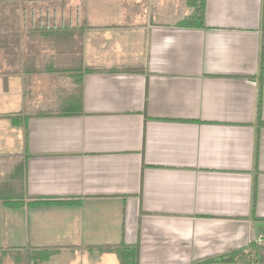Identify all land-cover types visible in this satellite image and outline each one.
<instances>
[{
  "label": "crops",
  "instance_id": "1",
  "mask_svg": "<svg viewBox=\"0 0 264 264\" xmlns=\"http://www.w3.org/2000/svg\"><path fill=\"white\" fill-rule=\"evenodd\" d=\"M199 1L59 0L0 48V253L189 264L264 233V0Z\"/></svg>",
  "mask_w": 264,
  "mask_h": 264
},
{
  "label": "trees",
  "instance_id": "2",
  "mask_svg": "<svg viewBox=\"0 0 264 264\" xmlns=\"http://www.w3.org/2000/svg\"><path fill=\"white\" fill-rule=\"evenodd\" d=\"M36 8L38 9L37 0H0V48L13 46L17 43L19 24L21 23V27H25L26 16L29 15L32 18ZM36 22L39 23V19ZM179 23L184 26H201L203 24L202 3H199V6L194 8L191 13L185 15ZM30 25L33 27L31 20ZM36 28L39 29V25L32 29L35 30ZM16 167L14 170H16ZM23 186L22 173L16 175L15 171H13L12 175L7 179L0 181V198L19 199L23 197ZM103 250L114 253L119 264H138L137 244L127 245L119 243L107 245ZM31 252L34 253V251ZM45 256L42 255L41 259ZM36 258H39V256ZM20 264H22V260ZM189 264H264V247L256 246L253 243L249 245V249H237L226 253L214 254L192 260Z\"/></svg>",
  "mask_w": 264,
  "mask_h": 264
},
{
  "label": "rangeland",
  "instance_id": "3",
  "mask_svg": "<svg viewBox=\"0 0 264 264\" xmlns=\"http://www.w3.org/2000/svg\"><path fill=\"white\" fill-rule=\"evenodd\" d=\"M176 1L177 2H176L175 7L178 8V12H179L180 9L185 7V5H186L185 0H181L182 3L180 2V0H176ZM199 2H200L199 0H195V3H194L195 8L199 6ZM188 6L190 7V6H192V4H188L187 7ZM37 7H38V9L37 8L35 9V12H34L32 18L29 17L28 15L26 16V21L24 24L27 27H31L30 20L32 21L33 27L38 26V23L36 21L39 19V14L43 15L45 12H47V15H49L48 21H49V25H51L50 15H51L52 11L56 10L58 14L60 11L59 0H37ZM44 18L45 17H43V19ZM74 28H76V27H74ZM77 34H78V32H75V38L74 39L76 40L75 44H77V48H78V46L80 44V38ZM43 44L49 45L52 43L45 42ZM77 55H78V50H76V53L74 56L77 57ZM31 247H27L26 249H29ZM34 253L39 254L38 252H34ZM34 253L33 252H27V251L20 252V251H13V250H10L9 252L7 251L5 253H0V264H20L21 260H22V264H35L36 254H34ZM43 259H46V256Z\"/></svg>",
  "mask_w": 264,
  "mask_h": 264
},
{
  "label": "built area",
  "instance_id": "4",
  "mask_svg": "<svg viewBox=\"0 0 264 264\" xmlns=\"http://www.w3.org/2000/svg\"><path fill=\"white\" fill-rule=\"evenodd\" d=\"M253 243L256 246H260V247H264V233L257 235L254 239H253Z\"/></svg>",
  "mask_w": 264,
  "mask_h": 264
}]
</instances>
